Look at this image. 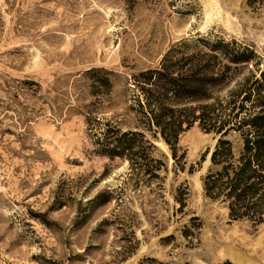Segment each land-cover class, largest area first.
<instances>
[{
  "label": "rangeland",
  "instance_id": "rangeland-1",
  "mask_svg": "<svg viewBox=\"0 0 264 264\" xmlns=\"http://www.w3.org/2000/svg\"><path fill=\"white\" fill-rule=\"evenodd\" d=\"M215 42L230 53L247 49L248 61L201 104L264 71V8L0 0V264H264V214L257 224L229 219L203 194L205 151L217 134L193 123L177 136L175 162L158 134L120 121L134 117L131 76L158 69L164 55L178 73L186 59L198 69L202 55L227 64L210 50ZM105 121L143 131L148 155L160 161L155 176L94 150L91 134ZM236 135L224 136L234 149Z\"/></svg>",
  "mask_w": 264,
  "mask_h": 264
},
{
  "label": "trees",
  "instance_id": "trees-1",
  "mask_svg": "<svg viewBox=\"0 0 264 264\" xmlns=\"http://www.w3.org/2000/svg\"><path fill=\"white\" fill-rule=\"evenodd\" d=\"M246 1L264 8V0ZM226 49L227 44L220 42L210 46V50H217L227 64L210 63L209 59L216 61L217 57L202 55L198 69H192L190 59H186L183 66L187 69L178 73L174 69L176 64L168 62L164 55L158 69L131 76L133 86L127 110L133 112L134 117L120 121L132 123L135 128L147 130L152 135L158 134L171 150L175 162L179 161L175 150L181 131L196 123L204 132L217 134L212 149L205 151V154L209 153V167L201 178L203 194L222 202L229 219H246L257 224L264 214V97L261 94L264 71L257 77L249 76L240 89L227 92L224 100L198 102L212 98L214 91L231 81L235 65L248 61L244 52L247 49L233 53ZM109 75L105 73L106 77L102 79L106 88L110 84ZM241 91L244 94L239 99ZM245 101L248 105H244ZM175 102L185 105L172 108L171 104ZM190 103L199 104L191 106ZM254 107L258 109L254 110ZM229 130L237 134L236 149L224 138ZM91 135L96 152L108 157L125 156L131 171L156 175L154 170L160 167V161L148 155L150 145L143 131L122 130L117 123L105 121L102 129ZM203 157L204 154L201 160Z\"/></svg>",
  "mask_w": 264,
  "mask_h": 264
},
{
  "label": "bare ground",
  "instance_id": "bare-ground-1",
  "mask_svg": "<svg viewBox=\"0 0 264 264\" xmlns=\"http://www.w3.org/2000/svg\"><path fill=\"white\" fill-rule=\"evenodd\" d=\"M229 246V245H228ZM223 251V250H222Z\"/></svg>",
  "mask_w": 264,
  "mask_h": 264
},
{
  "label": "water",
  "instance_id": "water-1",
  "mask_svg": "<svg viewBox=\"0 0 264 264\" xmlns=\"http://www.w3.org/2000/svg\"><path fill=\"white\" fill-rule=\"evenodd\" d=\"M209 155V154H208Z\"/></svg>",
  "mask_w": 264,
  "mask_h": 264
}]
</instances>
